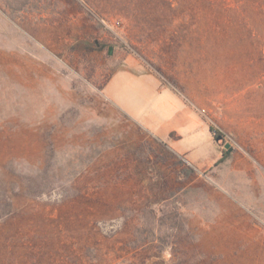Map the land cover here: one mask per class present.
Here are the masks:
<instances>
[{
	"label": "rangeland",
	"instance_id": "obj_1",
	"mask_svg": "<svg viewBox=\"0 0 264 264\" xmlns=\"http://www.w3.org/2000/svg\"><path fill=\"white\" fill-rule=\"evenodd\" d=\"M0 264H264V0H0Z\"/></svg>",
	"mask_w": 264,
	"mask_h": 264
},
{
	"label": "water",
	"instance_id": "obj_2",
	"mask_svg": "<svg viewBox=\"0 0 264 264\" xmlns=\"http://www.w3.org/2000/svg\"><path fill=\"white\" fill-rule=\"evenodd\" d=\"M213 140H214L215 143H220L221 141H223V136L217 135V136L213 137ZM223 147H224L226 152H230L231 151V146H230L229 143H225L223 145Z\"/></svg>",
	"mask_w": 264,
	"mask_h": 264
},
{
	"label": "crops",
	"instance_id": "obj_3",
	"mask_svg": "<svg viewBox=\"0 0 264 264\" xmlns=\"http://www.w3.org/2000/svg\"><path fill=\"white\" fill-rule=\"evenodd\" d=\"M113 79H114V76L111 78V80L109 81V83L107 84V86H106L105 88H108V86L112 83ZM198 122L200 123L199 120H198ZM172 132H177V133H178V131H176V130H172V131L168 132L167 137H169V136L172 134ZM211 133H212V132L209 131V135H210V136L212 137V139H213V136H212ZM180 137H181V136H180ZM180 137H179V138H180ZM180 153H181V154H187V153H189V152H188L187 150L183 149V150L180 151Z\"/></svg>",
	"mask_w": 264,
	"mask_h": 264
},
{
	"label": "trees",
	"instance_id": "obj_4",
	"mask_svg": "<svg viewBox=\"0 0 264 264\" xmlns=\"http://www.w3.org/2000/svg\"><path fill=\"white\" fill-rule=\"evenodd\" d=\"M210 131H211V132H213L211 127H210ZM226 156H228V155H225V154H224V156H223V157L225 158Z\"/></svg>",
	"mask_w": 264,
	"mask_h": 264
},
{
	"label": "flooded vegetation",
	"instance_id": "obj_5",
	"mask_svg": "<svg viewBox=\"0 0 264 264\" xmlns=\"http://www.w3.org/2000/svg\"><path fill=\"white\" fill-rule=\"evenodd\" d=\"M215 137V136H214ZM222 142V141H221Z\"/></svg>",
	"mask_w": 264,
	"mask_h": 264
}]
</instances>
